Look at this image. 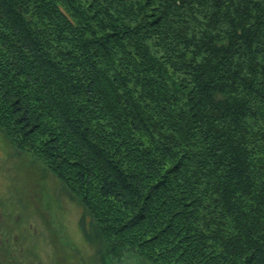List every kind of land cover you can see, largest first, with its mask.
Instances as JSON below:
<instances>
[{
  "label": "trees",
  "instance_id": "obj_1",
  "mask_svg": "<svg viewBox=\"0 0 264 264\" xmlns=\"http://www.w3.org/2000/svg\"><path fill=\"white\" fill-rule=\"evenodd\" d=\"M0 135L97 247L264 264V0H0Z\"/></svg>",
  "mask_w": 264,
  "mask_h": 264
},
{
  "label": "rangeland",
  "instance_id": "obj_2",
  "mask_svg": "<svg viewBox=\"0 0 264 264\" xmlns=\"http://www.w3.org/2000/svg\"><path fill=\"white\" fill-rule=\"evenodd\" d=\"M0 198H8L36 228L33 252L55 264H152L135 249L104 250L84 206L42 164L0 135ZM32 229V230H33ZM94 237L95 239H92ZM101 248V250H100Z\"/></svg>",
  "mask_w": 264,
  "mask_h": 264
},
{
  "label": "flooded vegetation",
  "instance_id": "obj_3",
  "mask_svg": "<svg viewBox=\"0 0 264 264\" xmlns=\"http://www.w3.org/2000/svg\"><path fill=\"white\" fill-rule=\"evenodd\" d=\"M15 205L8 198H0V264H44L38 262L43 261L38 252H33L36 228ZM48 258L45 264H55L53 254Z\"/></svg>",
  "mask_w": 264,
  "mask_h": 264
}]
</instances>
